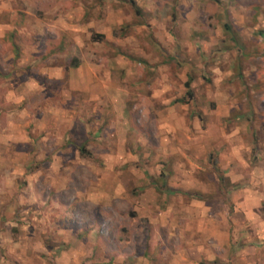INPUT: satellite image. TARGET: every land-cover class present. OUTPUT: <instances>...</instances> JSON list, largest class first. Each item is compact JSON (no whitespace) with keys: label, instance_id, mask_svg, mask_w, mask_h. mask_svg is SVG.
<instances>
[{"label":"rangeland","instance_id":"rangeland-1","mask_svg":"<svg viewBox=\"0 0 264 264\" xmlns=\"http://www.w3.org/2000/svg\"><path fill=\"white\" fill-rule=\"evenodd\" d=\"M22 2L0 10V264H264V0Z\"/></svg>","mask_w":264,"mask_h":264},{"label":"crops","instance_id":"crops-1","mask_svg":"<svg viewBox=\"0 0 264 264\" xmlns=\"http://www.w3.org/2000/svg\"><path fill=\"white\" fill-rule=\"evenodd\" d=\"M23 2V6H27L28 4V0H22ZM19 3V2H18ZM16 4H17V0H0V10L2 12V15L4 17V19H10V17L13 19V18H17L19 16V12L17 11L18 8H16ZM29 17H27L26 15H23V19H28ZM111 15H109L106 20H105V27H109L111 28V24H112V20H111ZM121 24V23H120ZM98 33H100L101 35L104 34L105 35V40H108L109 36H111V31H110V34H108L107 32L105 31H97ZM90 37H98V35L96 36H93L91 33H90ZM53 72H51L53 74V76H56V78L58 77H61L63 74H66L68 75V77H71V79L69 80V85L71 88L75 89V90H80V91H83V92H86L87 95H89V99H94V96L93 93L91 94V92L88 90V83L89 81L86 80V79H82L80 83H76L74 82V80L72 79V74H73V70L72 69H69V70H65L63 69L62 67H54V70L52 69ZM91 94V95H90ZM111 197V196H110ZM154 200V199H153ZM155 201V200H154ZM172 208H168L166 210V212H169ZM171 212V211H170ZM164 223H171L169 221L167 222H164Z\"/></svg>","mask_w":264,"mask_h":264},{"label":"trees","instance_id":"trees-1","mask_svg":"<svg viewBox=\"0 0 264 264\" xmlns=\"http://www.w3.org/2000/svg\"><path fill=\"white\" fill-rule=\"evenodd\" d=\"M131 3L134 5L133 1H131ZM260 34L264 37V31H261ZM98 37H101V35H98ZM93 38H96V37H93ZM191 79H192V76H189L188 79L184 83V86L186 88L185 95L187 96L188 99H192V95H193L192 89L190 87ZM178 101L181 102V103H186L187 102V100L183 99V98L179 99ZM80 152L83 153V154L84 153H88V152L85 151L84 148L80 149Z\"/></svg>","mask_w":264,"mask_h":264}]
</instances>
